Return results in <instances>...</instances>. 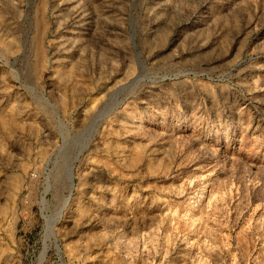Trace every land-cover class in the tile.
Instances as JSON below:
<instances>
[{"label": "rangeland", "instance_id": "obj_1", "mask_svg": "<svg viewBox=\"0 0 264 264\" xmlns=\"http://www.w3.org/2000/svg\"><path fill=\"white\" fill-rule=\"evenodd\" d=\"M0 264H264V0H0Z\"/></svg>", "mask_w": 264, "mask_h": 264}, {"label": "bare ground", "instance_id": "obj_2", "mask_svg": "<svg viewBox=\"0 0 264 264\" xmlns=\"http://www.w3.org/2000/svg\"><path fill=\"white\" fill-rule=\"evenodd\" d=\"M71 182V181H70Z\"/></svg>", "mask_w": 264, "mask_h": 264}]
</instances>
